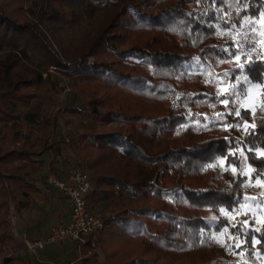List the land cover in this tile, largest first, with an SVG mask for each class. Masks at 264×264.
Returning a JSON list of instances; mask_svg holds the SVG:
<instances>
[{
	"label": "trees",
	"instance_id": "obj_1",
	"mask_svg": "<svg viewBox=\"0 0 264 264\" xmlns=\"http://www.w3.org/2000/svg\"><path fill=\"white\" fill-rule=\"evenodd\" d=\"M262 4L264 0H248L246 6L241 0H0V249L16 253L17 237L7 231L8 219L13 208L18 213L32 208L33 196L41 193L36 176L42 158L57 146V116L88 113L96 121H121L128 127L80 139L83 165L96 177L89 208L104 202L116 208L104 220V230L78 245L80 253L100 249L108 264H259L252 251L245 254L237 245L256 227L244 210V184L264 182V169L257 167L264 165L259 154L264 151V115L253 116L244 107L246 98L233 103L231 97L237 87H247L240 65L252 83L264 80V12L250 15ZM246 13L241 26L237 14ZM104 14L106 27L75 60L62 55L42 27L58 23L57 30L71 34ZM232 24L236 27H227ZM246 33L253 38L248 43ZM252 45L254 51L246 53ZM228 52L240 56L229 58ZM195 64L203 68L194 69ZM237 76L239 85L233 82ZM64 78L69 86L96 85L87 108L57 109L39 131L23 135L24 116L12 106L62 94ZM222 86L226 90L218 93ZM105 94L131 105L104 111L109 102L97 97ZM129 108L135 113L125 112ZM237 110L239 117L233 115ZM156 146L163 148L153 151ZM220 159L225 160V178L215 166ZM114 160L136 164L133 177L109 173ZM153 166L158 168L149 180L147 168ZM223 212L239 215L232 219ZM224 230L227 255L219 252L214 237ZM3 264L27 263L13 257Z\"/></svg>",
	"mask_w": 264,
	"mask_h": 264
},
{
	"label": "rangeland",
	"instance_id": "obj_2",
	"mask_svg": "<svg viewBox=\"0 0 264 264\" xmlns=\"http://www.w3.org/2000/svg\"><path fill=\"white\" fill-rule=\"evenodd\" d=\"M107 14L97 16L93 22L87 23V26L83 30L73 31L71 34H66L65 31L57 30L58 23H45L42 25L46 35L51 39L53 44H56L55 47L69 60H75L81 57L84 53L89 50V47L95 42L98 34L106 27L108 23ZM62 26V22L60 23ZM64 29L69 28V26L63 27ZM264 28V25H262ZM60 41L62 46H58L56 41ZM94 58H91V61ZM231 64L226 65L230 66ZM194 69H202L201 65L195 64ZM51 72H55L54 68L51 69ZM47 77V74L44 75V78ZM61 80V86L64 87L65 91L62 94H54L51 96V99H34L31 101V104L22 106V105H13L12 111L16 114H22L23 117V126L21 131L23 135H29L30 130L39 131V127L42 123L46 122L47 119L51 117L52 114L57 109L63 108H77L81 111H84L87 108V105L91 100V93L95 91L96 85L83 82L75 83L72 86L67 85L68 79ZM226 90L225 86L219 88L218 93H223ZM100 97H105L103 102L107 103L104 111L118 110L122 105H131L128 102H120L117 98L119 96H112L110 94H105L103 96L98 95L97 99ZM244 107L251 110L253 116L258 117L264 115V93L262 91V86L260 88L250 89L249 95L246 98ZM135 109L129 108L125 112L134 114ZM137 111V110H136ZM61 119V126L58 130L57 137L54 140V143H57L56 148L53 151L45 154L42 164V169L40 170L38 182L41 188V193L35 194L33 197L34 203L32 209L28 212H23L20 215L16 212L15 208L11 211V214L8 219V232L14 233L15 222H17V227L21 228V233L26 232L38 222H41L42 225L49 227V230L54 225L59 223H65L64 220L68 216L69 207L65 198L59 196L54 189H50L46 184V175L49 172L57 173L55 169V163H61L67 172L75 168L84 169L92 178L93 184L96 181L95 174L88 168L83 165V158H85L86 153L84 151V143L80 141L82 137L86 134L98 132H107V131H119L125 130V122L121 121H96L88 113L80 114H64L57 116ZM161 143L166 144L164 138H160ZM163 147L156 146V149L153 151H159ZM264 157V151L259 153ZM109 173L121 176L127 179H131L134 175L133 170L137 168V165L127 160H120L110 162L108 164ZM218 168L220 175L225 178V160L220 159L218 164L215 165ZM100 168V167H99ZM158 166L148 167L147 178L153 179L155 172ZM101 169V168H100ZM246 175H249L246 170ZM246 198L244 199V210H246L254 219L256 227L254 231L250 234H244L243 239L238 243V247L242 252L247 254L249 251H252L255 257L258 260L259 264H264V200L261 199L264 192V182L258 180L252 182L248 180L245 184ZM90 210L101 216L105 222H108V219L116 212L114 204L109 202H104L97 204L96 206L90 207ZM224 216H228L233 219L236 214L231 216L228 213H224ZM14 219V220H13ZM43 226V227H44ZM14 227V228H13ZM49 232V231H48ZM48 234V233H47ZM46 234V235H47ZM216 241L220 246V253L227 255L229 253V244L227 231L224 230L220 234L214 235ZM24 237H19L16 239V253L11 251L7 247L0 249V264H3L4 259L19 257L24 260L27 264H42V260L45 258L48 260L49 255L53 254L51 259L47 264H65L68 262H76V264H108L105 259L104 253L100 249H95L91 251H86L80 253L78 245H65L58 248H50L40 255L34 256L25 252L24 249ZM240 251V250H239ZM38 259V261L36 260ZM88 261V262H87ZM117 264V263H116Z\"/></svg>",
	"mask_w": 264,
	"mask_h": 264
},
{
	"label": "built area",
	"instance_id": "obj_3",
	"mask_svg": "<svg viewBox=\"0 0 264 264\" xmlns=\"http://www.w3.org/2000/svg\"><path fill=\"white\" fill-rule=\"evenodd\" d=\"M46 183L50 188L59 191L68 199L71 206L70 220L67 223H59L51 227L45 237L26 238L24 240L26 253L38 257L50 248L82 245L91 236L104 230L103 218L93 213L88 205V197L94 190V184L85 170L75 168L65 178L49 173ZM65 264H76V262L72 261Z\"/></svg>",
	"mask_w": 264,
	"mask_h": 264
},
{
	"label": "snow or ice",
	"instance_id": "obj_4",
	"mask_svg": "<svg viewBox=\"0 0 264 264\" xmlns=\"http://www.w3.org/2000/svg\"><path fill=\"white\" fill-rule=\"evenodd\" d=\"M221 3H223V0H221ZM247 3H248V0H241L242 5L246 6ZM261 12H264V4H262L261 10L253 12L250 15L258 16L261 14ZM248 15H249L248 13H246L245 16H240L239 14H237V21L240 23L241 26H243V22H244L246 16H248ZM227 27L228 28H234V27H236V25L232 24V25H228ZM251 31H253V29L250 28L248 30V32L250 33ZM251 39H253V38L246 33L244 43H248ZM231 47L233 49H235L236 47H238V45H236L234 43L231 45ZM254 49H255V45H252L251 47L245 48L244 51L246 53H251L252 51H254ZM222 51H224V50H222ZM228 56H229V58H239L240 52H228ZM248 58L249 57H247V56L245 57V59H248ZM240 69H241V74L244 75V83L247 85V87H244V88L237 87L234 90V92L232 93V97H231L233 103H235L237 97L247 98V96L249 95L250 89L260 88L262 86V84H264V80L257 82V83H252L253 78L250 77V75H248L244 71L243 65H240ZM261 75L264 76V72H262ZM233 82L235 84L239 85L241 83L239 76H237ZM224 102L227 103V99ZM233 115L239 117L240 116L239 110H237ZM250 115H251L250 113H246V117L250 118ZM243 120H244V118H241V122H243ZM262 127H264V122H262ZM257 167H262V169H264V165H257ZM258 176H259V174H258ZM236 234L240 235L241 233L238 232Z\"/></svg>",
	"mask_w": 264,
	"mask_h": 264
},
{
	"label": "crops",
	"instance_id": "obj_5",
	"mask_svg": "<svg viewBox=\"0 0 264 264\" xmlns=\"http://www.w3.org/2000/svg\"><path fill=\"white\" fill-rule=\"evenodd\" d=\"M261 116H263V115H261ZM54 167H55V169H57V171H58V175L61 177V178H65L67 175H68V173L69 172H67L66 170H65V168L63 167V165L61 164V163H55L54 164ZM50 188V187H49ZM50 189H52V188H50ZM55 190V189H54ZM56 191V193H58L59 194V196H61V197H63V198H65V200H66V202H67V204H68V207H69V213H67V217L65 218V220H64V222L65 223H67V222H69V220H70V212H71V206H70V203H69V201H68V199L66 198V197H64V195L63 194H61L59 191H57V190H55ZM33 203H34V199H33ZM32 207H33V205H32ZM30 209H32V208H30ZM29 209V210H30ZM28 210V211H29ZM28 211H23V212H28ZM23 212H21V213H23ZM18 213V212H17ZM21 213H18V215H20ZM14 220V219H13ZM14 223H15V228H14V234H15V236L17 237V238H19V237H24L25 236V239L26 238H42V237H45L46 236V234L48 233V231H49V227H46V226H44V225H42V223L41 222H38V223H36L35 225H33V226H31V228H29V230H27L26 232H23V233H21V228H18L17 227V222H15V220H14ZM44 226V227H43ZM75 246V245H74ZM53 254H51V255H49V258L50 259H46L45 258V260H42V264H47V262L49 261H52V257H54V256H52ZM37 261H38V259H36Z\"/></svg>",
	"mask_w": 264,
	"mask_h": 264
}]
</instances>
